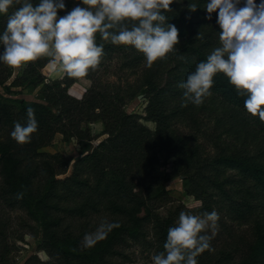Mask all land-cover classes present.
<instances>
[{"label": "trees", "instance_id": "1", "mask_svg": "<svg viewBox=\"0 0 264 264\" xmlns=\"http://www.w3.org/2000/svg\"><path fill=\"white\" fill-rule=\"evenodd\" d=\"M34 5L40 0H30ZM64 16L82 0H64ZM208 0H173L172 11L165 12L167 22L179 31V44L164 59L154 62V73H148L141 90L148 100L142 115L128 114L124 108L138 92L116 87L111 93H97L83 101L68 95L69 87L80 79L94 77L90 69L83 78L62 80L46 78L43 70L50 58L42 57L21 68L0 63V207L24 211L37 224L39 252H48L60 264H114L124 258L123 249L130 243L148 245L158 254L165 251L168 229L174 227L181 211L202 215L219 209L239 224L264 222V122L249 114L244 107L246 97L239 96L228 77L217 73L212 95L200 106L189 103L182 107L184 89L179 85L195 71L201 61L220 47L217 13L212 19L205 6ZM21 4L14 3L7 14H0V34L8 17ZM261 3V0H256ZM189 4L197 6L190 10ZM240 7L244 6L241 0ZM201 33L202 38L197 39ZM97 45H103L101 60L123 63V70L136 72L147 65L143 53L130 45H114L97 34ZM4 48L0 45V55ZM17 76L9 83L11 77ZM40 89L39 102L12 99L13 89ZM144 89V90H143ZM34 109L38 130L23 145L11 136L14 122L27 123V109ZM99 110V113L96 111ZM217 114V123L225 135L242 141L247 153L230 149L209 154L199 140L208 138L201 114ZM79 116H88L103 124V132L94 138L96 145L79 158L63 153H47L57 135ZM142 121L151 122L155 130ZM187 127L193 134L181 130ZM81 143L83 132L67 131ZM69 133V134H68ZM66 135V136H67ZM89 138V137H88ZM82 145H84L82 143ZM76 160V162H75ZM74 162V163H73ZM73 163V171L66 175ZM182 179L187 197L198 204L192 210L176 203L167 185ZM39 183L38 188L36 184ZM23 193L22 199L16 194ZM110 213L122 218L119 228L92 248H79L73 241L59 240L58 215L71 219H87ZM153 232L147 242V226ZM8 226L0 220V264H14L13 248L7 240ZM253 253V254H252ZM198 264H231L230 254L214 255L206 250L197 257ZM27 264H42L38 254ZM183 264V262H182ZM240 264H264V234Z\"/></svg>", "mask_w": 264, "mask_h": 264}, {"label": "clouds", "instance_id": "2", "mask_svg": "<svg viewBox=\"0 0 264 264\" xmlns=\"http://www.w3.org/2000/svg\"><path fill=\"white\" fill-rule=\"evenodd\" d=\"M14 3L21 4V0H0V14H7ZM82 4L86 7L77 5L58 17V11L66 8L64 0H40L36 5L23 0L0 34L4 48L0 63L21 68L48 57L69 77L83 78L98 67L104 53L103 45L96 43L98 33L114 45L134 46L144 54L149 68L179 44V31L164 14L172 11L173 0H82ZM240 4L241 0H208L206 19L217 13L220 47L179 85L184 89L182 107L202 105L212 95L215 75L223 73L237 94L246 97V111L264 122V0ZM189 8L195 11L197 6L189 4ZM37 130L34 109L29 107L27 123L14 122L11 136L23 145ZM16 198L22 199L23 193ZM219 218L215 210L202 215L181 211L176 225L168 229L165 251L152 257L153 264H198L199 255L213 250L210 241L218 231ZM119 227V223L102 220L94 232L85 234L82 247H94Z\"/></svg>", "mask_w": 264, "mask_h": 264}, {"label": "rangeland", "instance_id": "3", "mask_svg": "<svg viewBox=\"0 0 264 264\" xmlns=\"http://www.w3.org/2000/svg\"><path fill=\"white\" fill-rule=\"evenodd\" d=\"M100 64L103 67L95 70L94 77L92 76L90 79L83 78L72 84L69 87L68 95L71 98L83 101L95 91L100 94L111 93L116 87H121V89L131 88L130 90L138 93L135 99L125 106L124 110L128 114L142 115L143 108L147 105L148 100L140 90L142 85L145 84L144 77L148 73L155 72V65L151 68L145 65L140 70L131 72L129 70H123V63L117 59L113 62L101 60ZM43 74L52 81L62 80L66 76V73L58 65L51 63H48L45 67ZM16 76L17 73L11 77L8 84ZM0 92L4 93L1 88ZM13 92L18 93L8 94L7 97L24 99L29 102H39L40 100V89L17 88L13 89ZM140 96H143V98H140ZM96 113H99V110ZM217 118V114L210 113H204L200 116V120L203 121L202 125H204V128L209 134L208 138L203 139V137L199 140L206 147V151L209 154H214L217 150L223 148L246 154L248 148L241 144L242 141H236L234 138L225 135L223 129L218 126ZM142 123L149 129L155 130L153 123L146 121H142ZM103 129L104 127L101 122L92 121L88 116H79L75 122L67 125L65 133L59 134L53 139V144L46 148L45 151L49 154L60 152L68 158H79L90 147L93 148L97 144L94 138L99 136L103 132ZM77 130L83 132L84 141H81V143L71 139V135L69 136L66 133L67 131H72L73 134H76ZM181 130L187 134H193V130L190 128L182 127ZM73 163H71L67 174L62 176V178L70 176L73 171ZM35 186L38 188L39 183ZM167 189L171 191L173 200L176 203H183L192 210H196V207H198V204H195L192 199L187 197L182 179L178 178L170 182L167 185ZM215 211L219 214L220 218L218 221V231L210 241L211 248L213 249L211 250L212 253L214 255L220 253L230 254L233 258L231 264H240L243 261H247L248 256L257 244L260 232L264 234V222L259 225H255L254 223L239 224L231 221L223 211L219 209ZM0 220L8 226L7 240L13 248L12 256L14 258V264H27L29 258L35 254L39 255L42 264H60L59 260L53 257L51 258L48 252L38 251L39 238H37L36 232V230L38 231L37 224L24 211L9 210L5 207H0ZM102 220L119 224L123 222L122 218L113 216L110 213L90 216L87 219H71L63 215H58L59 226L54 234L59 240L68 241L69 239L71 242L75 241L79 248L83 249L82 240L85 234L94 232ZM146 232L148 236L147 242H151L153 232L149 225L147 226ZM208 234L211 235L210 232ZM123 252L125 257L123 259H114V264H153L152 257L158 254L154 249L148 247V245H136L134 243H130L127 248L123 249Z\"/></svg>", "mask_w": 264, "mask_h": 264}, {"label": "water", "instance_id": "4", "mask_svg": "<svg viewBox=\"0 0 264 264\" xmlns=\"http://www.w3.org/2000/svg\"><path fill=\"white\" fill-rule=\"evenodd\" d=\"M140 98H143V96H140ZM75 162H76V160H75Z\"/></svg>", "mask_w": 264, "mask_h": 264}]
</instances>
